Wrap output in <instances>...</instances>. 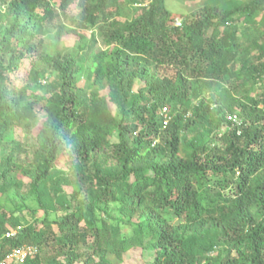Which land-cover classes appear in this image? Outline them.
<instances>
[{
	"label": "trees",
	"instance_id": "obj_1",
	"mask_svg": "<svg viewBox=\"0 0 264 264\" xmlns=\"http://www.w3.org/2000/svg\"><path fill=\"white\" fill-rule=\"evenodd\" d=\"M75 3L73 26L48 34ZM4 5L0 151L17 128L34 150L30 162L0 154V195L15 205L11 217L0 208V262L31 245L34 258L11 264H125L134 252L147 264H264V0H204L189 20L166 0ZM25 59L15 89L6 73Z\"/></svg>",
	"mask_w": 264,
	"mask_h": 264
},
{
	"label": "rangeland",
	"instance_id": "obj_2",
	"mask_svg": "<svg viewBox=\"0 0 264 264\" xmlns=\"http://www.w3.org/2000/svg\"><path fill=\"white\" fill-rule=\"evenodd\" d=\"M204 0H166V5L167 8L174 14L177 15H184L188 20L190 18H192L191 12H199V6L202 4ZM200 4V5H199ZM197 5H199L197 7ZM0 11L5 12L2 13L3 14V22H6V12H7V7L4 5V7L2 9H0ZM79 12V8L77 6V4H73L67 11H66V15L67 18L65 19H61V20H56L53 24L49 25L45 31L48 32V34H50L51 36H53L57 30L58 25L62 24V23H66L70 26H73L71 24V19L75 18L78 15ZM1 22V21H0ZM80 33L86 35L88 38H90L92 35V30L90 29H85V30H80ZM77 40V37L75 36H68L65 38V43L64 45L67 46L68 48H73V46L75 45L74 42ZM31 64H32V59H25L19 69L15 72L12 73H6V76L8 78V83L11 87L15 88V89H21L23 86H25L28 83V74L31 68ZM161 75H166L169 77H173L175 72L171 69L168 68H160L159 70ZM50 78L53 79V75H49ZM230 84H233V86H236V88H234L233 93L235 94V96L237 98H241L245 92L246 89L243 88L242 86H237L235 82H229L228 86H230ZM85 85V80H82L80 83V86H84ZM40 116V120H43L45 118V114L43 112H41L39 114ZM33 143H34V138L31 134L24 132L23 130L17 128L13 135L7 139V144L6 146L0 151L1 155H5L8 152L14 150L15 154H16V158H18L21 161L24 162H30L32 159V153H33ZM62 166H59L60 168H63L65 170H68V164L66 163H62ZM28 190V188L25 186L22 188V192L26 193ZM17 206H21V202L17 201L16 202ZM27 206L31 209V210H35L36 212V216L38 218H43V213L41 210L38 209L37 205H35L34 202H28ZM0 208L3 209L4 212H8V214L10 213V210H13L15 208V205L9 201V199L6 198L5 195H0ZM62 212L57 213H53L51 215L52 219H55L57 217L61 216ZM9 216L11 217V214H9ZM14 216H17V214H15ZM57 228H55L54 230H56ZM151 260L150 255L147 253H140V252H134L131 255H129L128 257H126V263L125 264H147L149 261Z\"/></svg>",
	"mask_w": 264,
	"mask_h": 264
},
{
	"label": "built area",
	"instance_id": "obj_3",
	"mask_svg": "<svg viewBox=\"0 0 264 264\" xmlns=\"http://www.w3.org/2000/svg\"><path fill=\"white\" fill-rule=\"evenodd\" d=\"M175 25L180 27L181 21L176 20ZM164 114V126L168 124L167 108L163 109ZM227 121L232 124V126L240 127L242 122L237 115L227 116ZM14 233L8 234L7 237L14 236ZM37 253V248L31 245H23L21 247L11 250L5 258L0 262V264H11V263H23L27 258H34Z\"/></svg>",
	"mask_w": 264,
	"mask_h": 264
},
{
	"label": "clouds",
	"instance_id": "obj_4",
	"mask_svg": "<svg viewBox=\"0 0 264 264\" xmlns=\"http://www.w3.org/2000/svg\"><path fill=\"white\" fill-rule=\"evenodd\" d=\"M0 24H1V22H0ZM230 124H231V123H229V125H228L229 128H231V127H236V126H232V124H231V127H230ZM236 128H237V127H236ZM238 128H239V127H238Z\"/></svg>",
	"mask_w": 264,
	"mask_h": 264
}]
</instances>
